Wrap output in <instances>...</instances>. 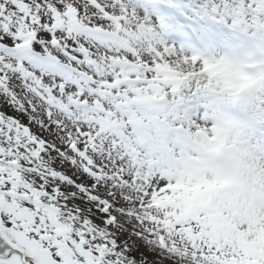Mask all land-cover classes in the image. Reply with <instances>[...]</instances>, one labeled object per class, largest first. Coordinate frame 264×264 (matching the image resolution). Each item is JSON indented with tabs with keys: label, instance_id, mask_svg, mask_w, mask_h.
I'll return each instance as SVG.
<instances>
[{
	"label": "snow or ice",
	"instance_id": "obj_1",
	"mask_svg": "<svg viewBox=\"0 0 264 264\" xmlns=\"http://www.w3.org/2000/svg\"><path fill=\"white\" fill-rule=\"evenodd\" d=\"M0 264H264V0H0Z\"/></svg>",
	"mask_w": 264,
	"mask_h": 264
}]
</instances>
